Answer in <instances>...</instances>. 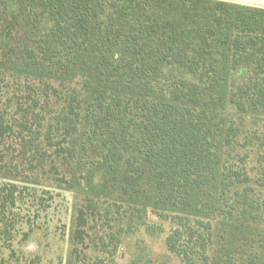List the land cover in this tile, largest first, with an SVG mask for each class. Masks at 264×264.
<instances>
[{
  "label": "trees",
  "instance_id": "1",
  "mask_svg": "<svg viewBox=\"0 0 264 264\" xmlns=\"http://www.w3.org/2000/svg\"><path fill=\"white\" fill-rule=\"evenodd\" d=\"M0 75L26 100L0 115V140L37 167L51 154L72 165L60 178L75 199L65 264L88 250L119 264L122 238L159 230L149 214L171 225L164 244L178 264H264V8L0 0ZM36 83L57 104L42 119ZM41 212L0 186V264H43L24 248Z\"/></svg>",
  "mask_w": 264,
  "mask_h": 264
},
{
  "label": "rangeland",
  "instance_id": "2",
  "mask_svg": "<svg viewBox=\"0 0 264 264\" xmlns=\"http://www.w3.org/2000/svg\"><path fill=\"white\" fill-rule=\"evenodd\" d=\"M36 86H39V88ZM14 87L15 85L10 82L8 77L5 78L0 75V115L2 114L5 119L9 118L14 111L15 108L12 104L15 101H26L24 100L25 96L22 99H17L18 93L14 92V89H12ZM33 87H35L38 94H31L32 97L37 99L44 97H37L41 93L39 89L42 85L36 83ZM44 100V98H40V107L42 108L35 109L39 119L49 117V111H54L57 106L55 100L51 101L52 107L46 106ZM60 102L61 100H57L58 104ZM9 104L11 105L10 108H8ZM249 126L250 124H247V127ZM36 127L37 124H33L30 132L34 134ZM42 130L40 129V131ZM30 132L27 134L28 137L33 136ZM11 142V139L0 140V186L16 185L19 191L34 197L40 210L46 211L41 212L40 218L35 221L34 233L30 236L24 248L27 251L39 253L43 264H65L69 252L68 239L75 199L73 188L61 182L60 178H63L62 175H66L67 179L70 178L72 165L64 164L65 161L61 157L54 158L51 154L47 157L43 166L37 167L38 162L36 160L39 156L33 157L29 153L23 155L19 150L20 145L10 144ZM41 149H46L45 143L42 144ZM51 151V149L48 150L49 153ZM51 165H55L58 172L53 171ZM251 165L254 164L251 163L248 167ZM147 221L159 230L156 229L157 232L149 234L145 232L144 228H140L137 232L122 238L121 247L112 256L114 261L119 264H126L133 257L142 256L143 258H150L151 264H178L177 258L166 250L164 244L171 225L151 214H149ZM91 233L89 240H87L90 245H92L91 240L95 237L93 232ZM105 233L103 231L99 232L100 235ZM19 239L18 237L15 243ZM106 257L103 253L88 250L83 264H97L98 260L104 261Z\"/></svg>",
  "mask_w": 264,
  "mask_h": 264
},
{
  "label": "crops",
  "instance_id": "3",
  "mask_svg": "<svg viewBox=\"0 0 264 264\" xmlns=\"http://www.w3.org/2000/svg\"><path fill=\"white\" fill-rule=\"evenodd\" d=\"M222 1L246 5V6L264 8V0H222Z\"/></svg>",
  "mask_w": 264,
  "mask_h": 264
}]
</instances>
